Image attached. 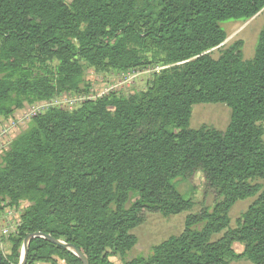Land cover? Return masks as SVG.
I'll return each mask as SVG.
<instances>
[{"label": "trees", "instance_id": "16d2710c", "mask_svg": "<svg viewBox=\"0 0 264 264\" xmlns=\"http://www.w3.org/2000/svg\"><path fill=\"white\" fill-rule=\"evenodd\" d=\"M262 12L264 0H0V122L83 94L82 61L97 72L164 67L140 93L50 109L14 138L1 156L0 212L5 202L25 206L0 264H20L35 234L73 246L87 264H264V23L251 61L241 41L211 57L227 39L220 23ZM199 104L230 110L224 131L189 129ZM196 174L215 191L213 207L188 214L147 257L124 261L145 213L192 210L174 181ZM249 198L231 229L230 210ZM58 261L83 264L41 237L27 244L25 264Z\"/></svg>", "mask_w": 264, "mask_h": 264}, {"label": "rangeland", "instance_id": "374dc122", "mask_svg": "<svg viewBox=\"0 0 264 264\" xmlns=\"http://www.w3.org/2000/svg\"><path fill=\"white\" fill-rule=\"evenodd\" d=\"M70 3L71 0H65ZM264 23V12L256 15L248 22L241 20H228L220 23V27L225 31L227 39L224 44L211 52V57L217 59L222 50L228 48L231 44L242 42V59L251 61L254 57L255 47L257 44L258 35ZM83 70L84 84L88 86L87 90L80 95L61 94L56 96L60 100H73L78 96H91V98H102L107 95H117L127 97L144 91L153 77L157 75L164 67L161 65H150L145 68H138L129 72L119 73L113 71L97 72L89 67L85 62H80ZM61 102V101H60ZM24 108L14 111V115L25 110ZM66 107V105H64ZM63 110L71 111L73 106H69ZM230 121V110L222 104H199L192 107L189 129L198 130L202 127L213 128L218 131H224ZM26 126L18 129L16 133L22 132ZM264 139V136H263ZM1 168V157H0ZM264 183V182H263ZM174 185L180 195L193 203V208L190 212H184L177 216L164 217L159 214H144L143 223L130 233L136 237L137 243L134 248L129 251L124 261H129L136 257H147L152 247L165 241L169 237L178 236L184 227V219L188 214H195L202 208L211 209L216 201V193L208 188L204 179L200 174L194 175L191 179H177ZM131 201L137 199V195H131ZM254 201V198H249L243 201H238L230 210V228H237V222L248 206ZM25 205L19 208H12L8 203L3 204V211L0 212V250L6 254L9 250L7 239L16 231L19 223V213ZM220 237L214 236L213 239ZM236 255L243 251L241 245H234ZM114 264H123L117 258L111 259ZM58 264H65L58 261ZM226 264H252L247 259L229 258Z\"/></svg>", "mask_w": 264, "mask_h": 264}, {"label": "built area", "instance_id": "2783aa9c", "mask_svg": "<svg viewBox=\"0 0 264 264\" xmlns=\"http://www.w3.org/2000/svg\"><path fill=\"white\" fill-rule=\"evenodd\" d=\"M100 97L96 98L99 99ZM95 98L91 96H78L73 100H58L56 97L52 98L49 101L36 103L33 105H28L25 110L21 111L18 114H13L6 121L0 122V157L5 151L9 149V146L13 142L16 135L15 132L19 128L27 126L32 118L36 117L39 114H42L50 109H66L73 106L74 108L80 106L84 102L95 101ZM66 105V107H64Z\"/></svg>", "mask_w": 264, "mask_h": 264}, {"label": "water", "instance_id": "95a60500", "mask_svg": "<svg viewBox=\"0 0 264 264\" xmlns=\"http://www.w3.org/2000/svg\"><path fill=\"white\" fill-rule=\"evenodd\" d=\"M35 237H41L43 239H46L48 240L49 242L51 243H54L56 245H59L61 247H64V248H68L70 249L74 255L79 258L81 260V262L83 264H87L86 262V259L85 257L77 250L75 249L73 246H70V245H66L64 244L63 242H60L58 240H54L53 238H51L50 236H43L41 234H35V235H32V236H29L23 243V246H22V257H21V261H20V264H25L26 262V256H27V244L29 243V241Z\"/></svg>", "mask_w": 264, "mask_h": 264}]
</instances>
